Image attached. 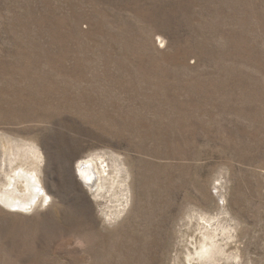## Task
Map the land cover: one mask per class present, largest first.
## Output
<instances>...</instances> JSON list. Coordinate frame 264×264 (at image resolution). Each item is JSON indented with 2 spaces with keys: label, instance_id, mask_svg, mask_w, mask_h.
<instances>
[{
  "label": "rangeland",
  "instance_id": "rangeland-1",
  "mask_svg": "<svg viewBox=\"0 0 264 264\" xmlns=\"http://www.w3.org/2000/svg\"><path fill=\"white\" fill-rule=\"evenodd\" d=\"M19 168L50 198L0 205V264H197L191 210L264 264V0H0V192Z\"/></svg>",
  "mask_w": 264,
  "mask_h": 264
},
{
  "label": "bare ground",
  "instance_id": "bare-ground-1",
  "mask_svg": "<svg viewBox=\"0 0 264 264\" xmlns=\"http://www.w3.org/2000/svg\"><path fill=\"white\" fill-rule=\"evenodd\" d=\"M9 156L20 159L39 158L37 151L33 148L29 149L25 153L21 151L20 148L14 147L13 150L9 149ZM105 164L106 163H104V161L90 158L89 160H80L74 167V175L77 180L88 192L93 194L94 198L96 199L103 197L105 193L109 192V181H106L107 177H109V167L108 164H106L107 168H105ZM12 178V182L9 183V189L4 188L5 190H3V192H0V205L6 210H13L14 212L16 210L28 209L32 204L35 203V201L39 200V197H41L40 202L42 204H45L48 201V198H50L45 189L39 186V184L37 183V178L32 175V172L19 168L18 171L14 172V176ZM18 185L23 186L25 191H23L24 193H20L18 191ZM122 197L126 201L127 206L128 194L124 193L122 194ZM124 208L125 206H123V209ZM190 214L192 217L195 216L202 222L207 224V228H202L204 233L203 246L199 248L201 250L200 252H196V254L199 255L200 259H196L194 257L192 258V260H197V264H232L233 262L230 260V258H227L228 256H231V252H229L227 257L222 260L223 262L220 263L221 259L219 255L227 253V250L221 249L220 245L217 244V242L214 241L213 238L217 236V232L221 230L223 233L221 235L225 236L227 239V244H225H231L235 233L233 224L230 223L229 225H226V222L221 223L220 217L209 219V216L207 214L196 210H191ZM219 214H226L223 206ZM109 219L110 217L108 216L107 221H109Z\"/></svg>",
  "mask_w": 264,
  "mask_h": 264
}]
</instances>
